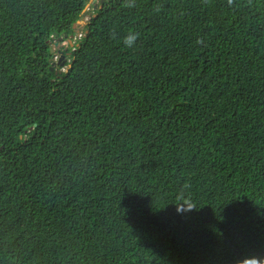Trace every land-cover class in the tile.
Returning <instances> with one entry per match:
<instances>
[{
	"label": "trees",
	"instance_id": "trees-1",
	"mask_svg": "<svg viewBox=\"0 0 264 264\" xmlns=\"http://www.w3.org/2000/svg\"><path fill=\"white\" fill-rule=\"evenodd\" d=\"M89 2L0 0V264H264V0H105L51 70Z\"/></svg>",
	"mask_w": 264,
	"mask_h": 264
},
{
	"label": "clouds",
	"instance_id": "clouds-1",
	"mask_svg": "<svg viewBox=\"0 0 264 264\" xmlns=\"http://www.w3.org/2000/svg\"><path fill=\"white\" fill-rule=\"evenodd\" d=\"M105 1V0H104ZM90 2H91V0H90ZM90 2H89V4L87 5V7L90 5ZM103 2H102V0H99V4H102ZM86 7V8H87ZM96 7V8H95ZM95 7H92V8H94V10L95 9H97V7H98V5H96ZM101 7V6H100ZM86 12H88L87 11V9H85V11H84V13H83V16H84V14L86 13ZM88 23V22H87ZM78 24V23H77ZM76 24V25H77ZM76 25H75V31H76ZM86 26V25H85ZM76 33H77V31H76ZM77 34H75L74 36H71V37H69L68 38V36L67 35H65V36H67V38H65V36L64 37H58V38H56V41H54L53 42V44H52V50H51V52L54 54V57H53V63H55L56 65L55 66H59V65H65V63H63V61L65 60V55H64V51L66 50H68L69 48V46H70V48H73L74 46H75V44H76V42L83 36V32H82V34L80 35V37H79V39H76V40H74V37L76 36ZM59 38H62L63 40L62 41H58V39ZM65 39V40H64ZM72 41V46L70 45V43L68 44V46L67 47H65V46H60L58 49H53V47L54 46H56L55 45V43L57 42L58 43V45L59 44H61L62 42L64 43V42H67V41ZM135 40V35H133V34H130L128 37H126V40H125V43L126 44H128V45H131V43L133 42ZM61 49H63L64 51H62ZM68 55H70V53H68ZM63 57V58H62ZM62 58V60H61V62L59 63V60ZM55 61H58V64L55 62ZM55 66H52V67H55Z\"/></svg>",
	"mask_w": 264,
	"mask_h": 264
},
{
	"label": "rangeland",
	"instance_id": "rangeland-1",
	"mask_svg": "<svg viewBox=\"0 0 264 264\" xmlns=\"http://www.w3.org/2000/svg\"><path fill=\"white\" fill-rule=\"evenodd\" d=\"M99 4V0H91L90 5L86 8L88 12H86L84 14V16L82 17V19L78 22V24L76 25V31H77V35L74 37V40L79 39L80 35L83 32V29L85 27V25L87 24V22L90 20L91 16L93 15V10L96 5ZM69 44V41L67 42H62L61 44H59L58 46H54L53 49H58L60 46H65L67 47ZM58 64V61H55ZM66 69V68H65ZM64 69V70H65ZM66 71V70H65Z\"/></svg>",
	"mask_w": 264,
	"mask_h": 264
},
{
	"label": "water",
	"instance_id": "water-1",
	"mask_svg": "<svg viewBox=\"0 0 264 264\" xmlns=\"http://www.w3.org/2000/svg\"><path fill=\"white\" fill-rule=\"evenodd\" d=\"M102 2H104V0H102ZM96 8V7H95ZM65 38H67V36H65ZM72 38V37H71ZM63 39L62 38H59L58 41H62ZM70 45L72 46V41L70 40L69 41ZM56 46H58V43L56 42L55 43ZM63 58V57H62ZM62 58L59 60V63L61 62ZM56 64L53 63V66H55ZM51 70H53V67L51 68Z\"/></svg>",
	"mask_w": 264,
	"mask_h": 264
}]
</instances>
